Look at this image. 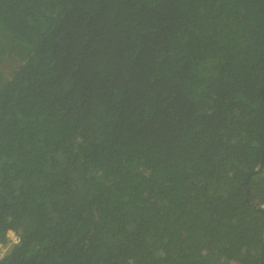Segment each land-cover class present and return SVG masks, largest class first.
<instances>
[{
	"label": "trees",
	"instance_id": "trees-1",
	"mask_svg": "<svg viewBox=\"0 0 264 264\" xmlns=\"http://www.w3.org/2000/svg\"><path fill=\"white\" fill-rule=\"evenodd\" d=\"M264 0H0V264H261Z\"/></svg>",
	"mask_w": 264,
	"mask_h": 264
},
{
	"label": "rangeland",
	"instance_id": "rangeland-1",
	"mask_svg": "<svg viewBox=\"0 0 264 264\" xmlns=\"http://www.w3.org/2000/svg\"><path fill=\"white\" fill-rule=\"evenodd\" d=\"M12 243H13V242H11L10 244H8V246H6V247L0 248V258L4 255L5 252H7V250H8L9 248H11V244H12Z\"/></svg>",
	"mask_w": 264,
	"mask_h": 264
},
{
	"label": "water",
	"instance_id": "water-1",
	"mask_svg": "<svg viewBox=\"0 0 264 264\" xmlns=\"http://www.w3.org/2000/svg\"><path fill=\"white\" fill-rule=\"evenodd\" d=\"M260 211H262L264 213V210L262 208H260ZM263 256H264V248H263ZM261 264H263V261Z\"/></svg>",
	"mask_w": 264,
	"mask_h": 264
}]
</instances>
